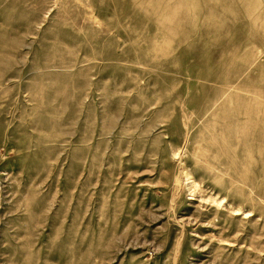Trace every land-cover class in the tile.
I'll list each match as a JSON object with an SVG mask.
<instances>
[{
	"label": "rangeland",
	"instance_id": "rangeland-1",
	"mask_svg": "<svg viewBox=\"0 0 264 264\" xmlns=\"http://www.w3.org/2000/svg\"><path fill=\"white\" fill-rule=\"evenodd\" d=\"M1 79L0 264H264V0H7Z\"/></svg>",
	"mask_w": 264,
	"mask_h": 264
},
{
	"label": "bare ground",
	"instance_id": "bare-ground-1",
	"mask_svg": "<svg viewBox=\"0 0 264 264\" xmlns=\"http://www.w3.org/2000/svg\"><path fill=\"white\" fill-rule=\"evenodd\" d=\"M7 0H1L0 1V5H3L6 3ZM111 29H117V28H110L109 32L111 31ZM136 31L133 29V33H135ZM135 44L136 46H139V44L141 43V40L140 38L139 39H135ZM217 56V54L214 55V57ZM9 80H12V79H9ZM0 81H6L4 79H1ZM225 93H223L222 91H218V94H215V96H220V95H224ZM220 97H217L215 99V102L214 104H216L218 101H219ZM264 130V128H263ZM186 134H188V131L186 129ZM173 154L175 155V157H178V158H181V161H183V158L185 157L184 156V150L178 148L176 149ZM181 171L182 173L184 172V170L182 169L181 167ZM185 179H184V182L187 181V184L188 186H190L191 190L192 189H195L197 187L195 181L193 180V177H191L189 174H187L186 176H184ZM194 192V190H193ZM209 200L211 201L212 204H214L216 206V210L220 211V209H222V207L224 206V203L222 200H216V199H213L212 196L209 197ZM225 212L226 214L228 215H232V213H234V215H238V213L240 212L239 209H237V207L232 204V205H228L225 207ZM223 214V213H218V218H216L215 221H212V222H209V224L212 226V227H203V229H201V231H208V232H212L214 233L217 237H218V242L217 244L219 243L220 245H224V246H235V244L231 241L230 237L232 236L233 232H234V229L228 227L225 225V220L224 219H221L219 216ZM235 215V216H236ZM209 219V217H208Z\"/></svg>",
	"mask_w": 264,
	"mask_h": 264
}]
</instances>
